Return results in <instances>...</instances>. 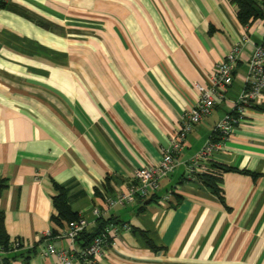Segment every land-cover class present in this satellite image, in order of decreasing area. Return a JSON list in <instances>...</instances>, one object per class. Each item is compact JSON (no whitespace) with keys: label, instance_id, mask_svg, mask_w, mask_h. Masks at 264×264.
Segmentation results:
<instances>
[{"label":"crops","instance_id":"obj_1","mask_svg":"<svg viewBox=\"0 0 264 264\" xmlns=\"http://www.w3.org/2000/svg\"><path fill=\"white\" fill-rule=\"evenodd\" d=\"M243 36L226 100L189 134L175 171L150 197L107 209V197L125 191L137 169L162 161L182 115L200 100L196 84L210 85ZM263 41L264 12L244 24L236 0H5L0 225L8 246L0 240V264H55L43 255V234L78 250L99 219L132 229L110 237L97 264H264V108H248L196 178L187 173L233 110ZM215 164L239 170L223 173L224 201L197 177L219 170ZM60 189L89 221L75 241L64 236L68 221L54 203Z\"/></svg>","mask_w":264,"mask_h":264},{"label":"built area","instance_id":"obj_2","mask_svg":"<svg viewBox=\"0 0 264 264\" xmlns=\"http://www.w3.org/2000/svg\"><path fill=\"white\" fill-rule=\"evenodd\" d=\"M262 11L264 12V0ZM247 39V36H243L230 49L225 59L217 64L209 86L200 83L196 84L200 100L193 108L182 115L181 129L171 139L168 147L164 149L162 161L159 164L137 169L125 191L115 196L107 197V209L116 207L117 205H126L140 198L150 197L160 189L161 180L175 171L178 165V156L185 146L189 134L206 116L212 113L218 99L226 100L227 92L234 82L239 55ZM263 99L264 41L256 46L251 55L248 73L245 77V86L239 98L234 102L233 110L220 119L211 137L187 164L188 178H196L200 162L208 159L216 150L224 146L225 142L233 134L235 127L244 119L248 108L258 105ZM93 214L98 219L102 217V211L99 207L94 208ZM88 226L89 221L86 218L70 221L64 231V236L71 241H75L87 230ZM121 229L131 230L132 228L127 223L122 226L109 223L88 245L78 250L57 247L49 240L51 232L47 231L43 234V238L46 241L43 255L54 257L55 264H74L76 260L81 261L82 264H97L105 251L110 237L117 235ZM21 246H23V241L20 238H16L13 241V247L17 249Z\"/></svg>","mask_w":264,"mask_h":264},{"label":"trees","instance_id":"obj_3","mask_svg":"<svg viewBox=\"0 0 264 264\" xmlns=\"http://www.w3.org/2000/svg\"><path fill=\"white\" fill-rule=\"evenodd\" d=\"M239 5V15L241 20L244 24H247L250 22V20L253 17H256L259 13L262 11L258 9L257 3L255 0H236ZM5 0H0V6H4ZM256 108L261 107L264 108V105L262 106H254ZM219 170L214 172H203L198 174V178L204 183L205 186H207L211 191H213L215 194L219 196V198L224 201V189L222 187L223 183V173L229 172V171H239L237 168L226 165V164H215ZM246 172V171H244ZM8 186V180L6 178H0V195L4 188ZM61 190V194L54 198L55 206L57 207L59 214L61 217L67 219L68 222L79 219L75 216V213L73 212L71 206L68 203L65 191L63 189ZM99 227L96 230V232L88 235L89 239L87 241L88 245L95 236L100 234L104 228L112 222L105 221L103 219H99ZM88 229L85 230L81 235H87ZM6 237L4 235V228L2 224L0 225V240L3 242V246L7 247V240H5Z\"/></svg>","mask_w":264,"mask_h":264}]
</instances>
